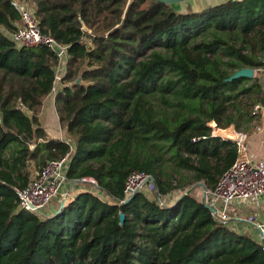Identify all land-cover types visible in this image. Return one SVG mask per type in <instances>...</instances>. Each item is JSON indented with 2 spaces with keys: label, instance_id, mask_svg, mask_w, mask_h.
I'll return each mask as SVG.
<instances>
[{
  "label": "trees",
  "instance_id": "16d2710c",
  "mask_svg": "<svg viewBox=\"0 0 264 264\" xmlns=\"http://www.w3.org/2000/svg\"><path fill=\"white\" fill-rule=\"evenodd\" d=\"M23 1L41 32L68 46L56 108L69 142L51 137L40 116L58 53L17 47L10 33L21 14L0 0V264H264L260 244L217 221L192 188L174 203L158 200L173 186L163 162L191 169L188 186L214 189L237 160V144L212 135L209 122L220 126L214 132L250 122L242 94L256 95L252 108L264 104L258 76L229 80L264 68V0L188 12L158 0ZM15 142L38 169L70 153L69 179L92 177L97 191L78 193L59 214L19 209L14 188L30 176L17 177L4 158ZM135 171L153 177L157 196L127 198Z\"/></svg>",
  "mask_w": 264,
  "mask_h": 264
},
{
  "label": "built area",
  "instance_id": "2783aa9c",
  "mask_svg": "<svg viewBox=\"0 0 264 264\" xmlns=\"http://www.w3.org/2000/svg\"><path fill=\"white\" fill-rule=\"evenodd\" d=\"M12 3L19 10L22 22L21 25H18L16 32L10 33V37L16 46L31 47L46 44L58 53L59 63L55 68V83L51 92L55 100L62 86V78L66 73L69 59L68 46L59 44L53 37L46 36L41 32L40 22L32 2L12 0ZM84 28L86 29V27ZM88 31L91 32L90 30ZM260 108V105H256L254 114ZM193 140L197 141L199 137ZM231 140L237 144V160L220 176L214 189L207 187L204 190L205 199L209 206L213 208V210H210L213 217L232 229L236 228L235 224L238 220L252 224L257 235V240H255L264 251V222H257L254 217L241 218L230 213L233 204L250 200L259 201L264 196V161L255 160L246 155L248 145L246 132L239 131L238 137ZM35 145L36 143H33V147ZM69 163L70 153L60 159L50 160L36 171L35 176L30 179L27 185L15 187L19 209L29 210L39 216H45L43 209L49 206L56 198L59 197L60 203L65 202L67 204L70 202L73 197L70 191L67 190V186L72 182L67 175ZM83 180H87V178H83ZM89 181L97 185V181L94 178H89ZM149 183L154 185L153 178L149 173L135 171L127 178L125 193L127 196L136 192L148 194L146 190ZM158 200L161 203L162 199L159 196Z\"/></svg>",
  "mask_w": 264,
  "mask_h": 264
},
{
  "label": "rangeland",
  "instance_id": "374dc122",
  "mask_svg": "<svg viewBox=\"0 0 264 264\" xmlns=\"http://www.w3.org/2000/svg\"><path fill=\"white\" fill-rule=\"evenodd\" d=\"M222 1H225V0H199V1L190 0V1H185V2L174 3L173 5H174V8L179 12H188V11H197L199 9V7L205 8L207 6L214 5V4L220 3ZM195 4H198L199 7L195 6ZM21 23H20V25H21ZM86 29H85L86 31L89 30L88 28H86ZM150 52H151V49H148L145 52V54L147 55ZM261 75H262L261 72L256 73V76L261 77ZM255 99H256V95L254 93L249 94V95L242 94L240 104L246 110L249 108V110H253V112H254L255 106L252 108L251 105L253 104V101ZM51 103H52L51 97H48L44 102V107H43L42 113L40 115L41 116V122L43 123V121H44L47 126H54V122H56V119L54 121L53 116L51 115V111L53 112V110H54V108H53L54 104H51ZM255 116L256 115H254V118H255ZM254 118L250 122H246L243 119H239V121L241 122L240 128H237V126L235 124H233L230 126V128H228V130L236 129L237 132L244 131L248 135V131L251 130L254 126ZM237 120H238V118H237ZM213 121L216 122L215 120H211L209 122V125L212 127V130H211L212 135H214V133L217 134L219 132L218 130L214 132L215 127L213 125ZM217 126H219V125L217 124ZM223 129H226V128H223ZM221 137L225 139V137H223V136H221ZM228 139H230V138H228ZM68 141H69V139H68ZM30 147L33 148V143L30 145ZM23 148H24V146L21 143H17V142L12 143L11 145H9L4 150V158H5L6 162L8 163V167L14 171V173L17 177H20L21 175L27 174L28 176H30V179H31L32 177L35 176L38 168L35 166L34 162H24L22 160V152L21 151H23ZM163 169H164V174L162 175V177L164 179L168 180L170 183H172L173 186L171 188V192L169 194H167L164 199L161 200L160 204H162V205H167L168 203L171 204V202H172L171 200H175L178 197H180V195H182V193H184L186 190H188L187 188H192V190H193L192 193L194 195H196L200 200H203L204 190H203L201 183L206 184V182L205 181H202L201 183L196 182V183H193V184L188 186V182L190 183V180L194 174V172L191 169L182 168V167L178 166L175 163V161H173L171 159H169L167 162H163ZM87 180H89V179L87 178ZM82 184L87 185L88 189H90L92 191H97L96 185L93 184L92 182H82ZM186 184H187V187L185 189L180 186V185L184 186ZM146 192H148L147 195H149L150 197H155L158 195L157 189H156L155 185H153V183H151V185H150V183L148 184ZM131 196L132 195L127 196V198H130ZM58 199H59V197L56 198L57 204L59 202ZM52 204L53 203L51 202L50 206ZM54 206L55 205H53L52 208L47 206V208L43 209L44 213L45 212L52 213L53 210L55 209ZM54 212L56 213L57 211H54ZM235 227L238 228L239 230H241L242 232H244V234L249 233V230L244 228L240 224H235Z\"/></svg>",
  "mask_w": 264,
  "mask_h": 264
},
{
  "label": "crops",
  "instance_id": "0c3cea01",
  "mask_svg": "<svg viewBox=\"0 0 264 264\" xmlns=\"http://www.w3.org/2000/svg\"><path fill=\"white\" fill-rule=\"evenodd\" d=\"M197 1H199V0H197ZM195 6L199 7L198 4H195ZM201 8L202 7H199L198 10H200ZM254 69H255L254 77L256 76L257 72H261V74H262L261 77L260 76H258V77L260 78V81H261L263 88H264V68H254ZM48 97H51V102H52L51 104H54L53 105L54 110H53V112L51 111V115L53 116L54 121L56 119V122H54V126H47L44 121L42 124H43L44 128L47 129V131L51 137L59 138V139L66 140L67 142H69L67 132H66V128L62 127V125L60 123V118H59L57 108H56V99L54 100L53 95H51V94L48 95L47 98ZM260 106H261V108L256 113V116L254 118V126L251 130L248 131L249 136L247 135V137H248L247 144L248 145H247L246 155H248L249 157H251L255 160L264 161V104H260ZM39 141H43V139H40ZM89 178H92V177H88V179ZM82 182H90V181L89 180L72 181L67 186V190L70 191L71 196L73 198H75V196L82 191L90 190V189H88L87 185L82 184ZM203 190H204V187H203ZM203 198H204V194H203ZM58 201H59V199H58ZM171 201H172L171 203H174L176 201V199L171 200ZM52 203L53 204L51 206L49 205L48 207L52 208L53 205H55L54 206L55 209L53 210L52 213L45 212L44 213L45 216L53 215L55 213L54 211H57L58 208L60 207V202H58V204H57L56 199ZM230 213L234 216H238L241 218L254 217L257 222L263 223L264 222V196L259 201L250 200V201H247L244 203H242V202L241 203H235L232 205ZM236 224H240L244 228L248 229L249 230L248 234L249 235L251 234L250 236H252L253 239L257 240L256 230L252 224H250L246 221H241V220H238ZM235 230H237L239 233H244L241 230H239L238 228H235Z\"/></svg>",
  "mask_w": 264,
  "mask_h": 264
},
{
  "label": "water",
  "instance_id": "95a60500",
  "mask_svg": "<svg viewBox=\"0 0 264 264\" xmlns=\"http://www.w3.org/2000/svg\"><path fill=\"white\" fill-rule=\"evenodd\" d=\"M158 1H161V2H164V3H167V4H174V3H178V2H185V1H190V0H158ZM255 75V69L252 68V67H243L241 69H239L238 71H236L230 78L229 80H232L234 78H239V77H249V78H252L254 77ZM80 79H78L79 81ZM153 178V177H152ZM201 183V182H200ZM202 186L204 187V190L207 189V185L205 183H201ZM137 193V192H136ZM136 193H134L133 195H135ZM206 195L204 193V199H203V202L204 204L210 209V210H213V208L211 206H209V204L206 202V199H205ZM124 202V201H123ZM65 202H62L60 204V207L58 208L56 214H59L63 208L65 207ZM121 216V223L124 222V219H125V215L124 213H121L120 214Z\"/></svg>",
  "mask_w": 264,
  "mask_h": 264
},
{
  "label": "bare ground",
  "instance_id": "6f19581e",
  "mask_svg": "<svg viewBox=\"0 0 264 264\" xmlns=\"http://www.w3.org/2000/svg\"><path fill=\"white\" fill-rule=\"evenodd\" d=\"M213 125L216 128L217 127V123L213 121ZM219 132L217 133V135L223 136L225 138H231V139H236L238 137V132L236 129H231L228 130L227 129H219Z\"/></svg>",
  "mask_w": 264,
  "mask_h": 264
}]
</instances>
